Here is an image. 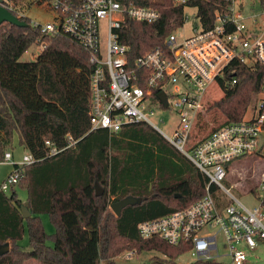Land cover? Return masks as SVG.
<instances>
[{"label": "trees", "instance_id": "trees-1", "mask_svg": "<svg viewBox=\"0 0 264 264\" xmlns=\"http://www.w3.org/2000/svg\"><path fill=\"white\" fill-rule=\"evenodd\" d=\"M13 1L20 5L23 0ZM198 5V16L208 26L214 0ZM154 6L161 15L158 23L126 20L118 31L130 66L183 24L182 6H171L170 0ZM20 20L29 26H0V162L16 145L39 161L25 167L17 185L27 193L24 204L14 188L0 191V264H115L113 259L125 251L160 254L145 264H177L189 252V243L173 246L157 237L142 239L137 225L189 207L204 196L207 178L146 123L125 125L117 133L90 131L89 55L70 39L47 36L31 27L28 18ZM37 40L45 47L35 60L20 61ZM226 78L236 81L208 105L198 122L199 136L243 119L260 90L264 66L237 64ZM67 136L76 141L69 148ZM47 141L61 151L48 156ZM216 189L210 186L221 201ZM127 197L140 202L116 216L111 204ZM20 205L30 217H22ZM41 215L53 226L52 234L45 232ZM25 233L29 250L20 246Z\"/></svg>", "mask_w": 264, "mask_h": 264}, {"label": "built area", "instance_id": "built-area-1", "mask_svg": "<svg viewBox=\"0 0 264 264\" xmlns=\"http://www.w3.org/2000/svg\"><path fill=\"white\" fill-rule=\"evenodd\" d=\"M157 1L23 0L19 5L1 0L0 5L11 13L16 10L19 19L25 16L17 8L24 4L48 10L53 20L43 25L31 22L30 26L47 36H64L89 55L90 131L117 133L125 125L146 123L207 178L204 196L183 210L140 222L139 237H157L173 246L189 243L195 260L224 264L221 259L225 258V264H246L247 253L264 242V78L249 117L246 111L239 122L201 136L197 131L200 117L217 101L211 93L219 91L221 99L225 88L235 83L226 78L235 65L264 66V0H214L208 26L198 16V2L206 0H170L171 6L183 7L182 26L130 66L118 31L126 20L158 23ZM190 21L191 34L178 39L176 31ZM37 41L43 49L45 45ZM156 112L173 114L170 135L154 124ZM66 140L65 148L76 143L71 136ZM45 145L48 156L61 151L48 141ZM248 156L263 162L257 184L263 197L253 208L243 206L222 186L229 171L226 165ZM37 161L28 152L14 161L12 152L6 151L0 164L12 170L0 191L15 188L24 178L25 167ZM210 186L222 189L228 200L217 201ZM219 233L224 239L223 252L218 248Z\"/></svg>", "mask_w": 264, "mask_h": 264}, {"label": "rangeland", "instance_id": "rangeland-1", "mask_svg": "<svg viewBox=\"0 0 264 264\" xmlns=\"http://www.w3.org/2000/svg\"><path fill=\"white\" fill-rule=\"evenodd\" d=\"M18 11H20L26 18H28L31 22L37 23L39 25H43L48 21L53 20V15L48 10L38 7L36 5H27L24 4L22 6H18ZM186 13L191 16V11L186 10ZM193 22H185L184 26L176 31V37L178 39H182L183 37L189 36L191 34V24ZM44 44V43H42ZM41 45L39 42L33 43L30 48L21 56L20 61L22 62H29L34 61L38 53L42 50ZM213 98L217 100L221 97V93L219 91H215L211 93ZM257 98H254V101L250 104L246 117L250 116V113L253 110L254 102ZM211 104V103H210ZM154 124L162 130L164 133L170 135L171 129L173 127V114L169 116L167 113H157L154 117H152ZM25 151L16 145L14 150L12 151L13 160L19 161L21 156ZM12 167L8 164H0V184L6 178V176L10 173ZM263 170V162L258 160L255 157H243L234 162H232L229 166V171L227 173L226 179L222 182V186L225 189H228L229 192L234 196L239 202L245 206L246 208H253L259 205L260 200L262 199L263 195L259 191L257 186L258 179L260 176V172ZM18 199L21 201L22 204L25 203L27 193L25 189L15 187ZM255 190V193L252 190ZM222 189H216L215 195L219 197L223 201H227L223 194ZM264 213V209H263ZM44 228L46 227L45 232L47 234H52L54 232L53 226L48 221L46 215L40 216ZM264 224V218H263ZM216 230V228L214 229ZM223 236L222 234H218L217 242L218 248L220 252L224 251L223 247ZM20 246L23 250H29L28 247V238L27 234L25 233L23 241L20 242ZM132 253L131 256L127 254ZM154 256L161 257L160 254L152 251V252H141L139 254L133 251H125L119 256L113 259L115 264H145L148 260ZM196 257L190 251L186 252L185 254L181 255L177 258V264H189L190 262L195 261ZM221 262L224 264L227 263V259H221ZM25 264H40L34 260H29ZM101 264H107L105 261H102ZM246 264H264V242H260L258 246L247 253V262Z\"/></svg>", "mask_w": 264, "mask_h": 264}, {"label": "water", "instance_id": "water-1", "mask_svg": "<svg viewBox=\"0 0 264 264\" xmlns=\"http://www.w3.org/2000/svg\"><path fill=\"white\" fill-rule=\"evenodd\" d=\"M0 3H1V0H0ZM3 24L15 25L17 27L29 26L28 24H26L25 22L17 18L15 15H13L11 12H9L7 9H5L4 7L0 5V26ZM160 99H162V95H160ZM94 188H95L96 196H100L102 194V190L98 186L97 183L94 184ZM139 202L140 200L136 198L127 197L121 201L111 204L110 208L116 216H119L122 208H124L127 205H131V204H135ZM263 209H264V203H263ZM20 213L24 219L30 217L31 215L28 208L24 205H20Z\"/></svg>", "mask_w": 264, "mask_h": 264}, {"label": "crops", "instance_id": "crops-1", "mask_svg": "<svg viewBox=\"0 0 264 264\" xmlns=\"http://www.w3.org/2000/svg\"><path fill=\"white\" fill-rule=\"evenodd\" d=\"M42 221V220H41ZM43 224V223H42ZM44 227V226H43ZM44 230H46V227L44 228ZM47 231V230H46ZM48 232V231H47ZM23 239H24V237H23ZM23 239H22V241H23ZM0 249H2V248H0Z\"/></svg>", "mask_w": 264, "mask_h": 264}]
</instances>
